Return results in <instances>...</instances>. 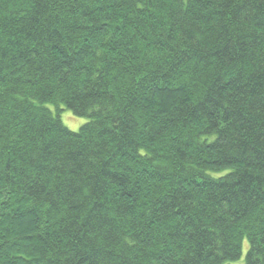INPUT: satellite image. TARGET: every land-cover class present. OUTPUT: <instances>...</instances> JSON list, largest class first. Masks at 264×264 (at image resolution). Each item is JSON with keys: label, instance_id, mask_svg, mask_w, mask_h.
<instances>
[{"label": "trees", "instance_id": "obj_1", "mask_svg": "<svg viewBox=\"0 0 264 264\" xmlns=\"http://www.w3.org/2000/svg\"><path fill=\"white\" fill-rule=\"evenodd\" d=\"M244 240L264 264V0H0V264H230Z\"/></svg>", "mask_w": 264, "mask_h": 264}, {"label": "rangeland", "instance_id": "obj_2", "mask_svg": "<svg viewBox=\"0 0 264 264\" xmlns=\"http://www.w3.org/2000/svg\"><path fill=\"white\" fill-rule=\"evenodd\" d=\"M47 107L55 113V107L53 105H47ZM60 120L62 124L72 132H77L83 125L88 122V119L85 117L75 116L70 110L66 109L64 106H60ZM248 251V242L247 240L243 241L242 245V255L240 259L231 262L230 264H244L245 255Z\"/></svg>", "mask_w": 264, "mask_h": 264}]
</instances>
